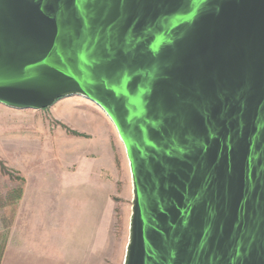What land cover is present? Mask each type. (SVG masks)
Here are the masks:
<instances>
[{
  "label": "water",
  "instance_id": "1",
  "mask_svg": "<svg viewBox=\"0 0 264 264\" xmlns=\"http://www.w3.org/2000/svg\"><path fill=\"white\" fill-rule=\"evenodd\" d=\"M71 96L126 150L124 264H264V0H0V104Z\"/></svg>",
  "mask_w": 264,
  "mask_h": 264
},
{
  "label": "rangeland",
  "instance_id": "2",
  "mask_svg": "<svg viewBox=\"0 0 264 264\" xmlns=\"http://www.w3.org/2000/svg\"><path fill=\"white\" fill-rule=\"evenodd\" d=\"M132 209L126 150L98 105L0 104V264H124Z\"/></svg>",
  "mask_w": 264,
  "mask_h": 264
}]
</instances>
